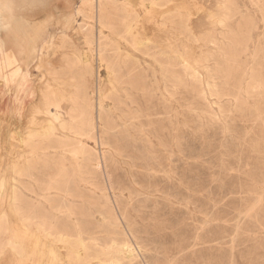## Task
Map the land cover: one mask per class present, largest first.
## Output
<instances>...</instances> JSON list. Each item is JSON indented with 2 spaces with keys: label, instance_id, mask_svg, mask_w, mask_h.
I'll return each mask as SVG.
<instances>
[{
  "label": "rangeland",
  "instance_id": "1",
  "mask_svg": "<svg viewBox=\"0 0 264 264\" xmlns=\"http://www.w3.org/2000/svg\"><path fill=\"white\" fill-rule=\"evenodd\" d=\"M158 1L161 8L136 2V37L152 41L162 55L160 62L141 57L147 75L134 84L140 91L132 92L144 109L145 90L158 115L137 118L142 114L130 108L126 91L133 86L115 84L93 138H76L83 153L66 152L69 194L50 195L51 203L43 200L42 189L60 174L63 161L43 155L58 151L48 136L44 65L50 60L60 68L54 95L66 120L84 109L83 101L97 112L101 92L110 90L109 72L79 26L81 0H0V241L14 238L25 250L16 261L5 257L0 264H62L65 249L48 235L54 216L58 227L92 233L99 246L113 237L127 242L132 264H264V0H236L244 17L230 23L233 44L210 61L212 27L205 18L213 0ZM187 10L191 22L182 21ZM89 16L95 32L117 39L122 31L121 15L104 19L114 31L98 23L97 13ZM182 58L196 68L197 78L186 72ZM85 66H92L93 75H84ZM122 71L128 80V66ZM77 96L82 108L74 106ZM108 122L113 128H104ZM30 159L36 160L26 163ZM22 168L26 172L17 173ZM14 192L22 195L21 203L13 202Z\"/></svg>",
  "mask_w": 264,
  "mask_h": 264
},
{
  "label": "bare ground",
  "instance_id": "2",
  "mask_svg": "<svg viewBox=\"0 0 264 264\" xmlns=\"http://www.w3.org/2000/svg\"><path fill=\"white\" fill-rule=\"evenodd\" d=\"M137 1H139L140 3H144L145 1H150L151 4L153 5V7L156 6V5L158 6V3H157L158 0H81V4L76 9L77 10V13L80 16H83V21H82V23H80L79 26L81 27L82 31L85 34L86 42L90 46H93V44L96 43V46H97L96 47L97 58H98V60L101 63L106 62V66L105 67H106V69L109 72L110 90L107 93H102L101 92V94H100V98H101L100 100L101 101L98 102V106L96 104V106H97V112H94V110H92L93 109V106H92V104H90L88 102L89 100H87V101H83L84 104H85L84 109L79 110L78 111L79 113H78L77 112L78 109L76 108L77 110H75V112L73 111L75 113L74 116L71 117L70 114H69V118H67V120L64 119L62 117V115L59 114V112H58L59 111L58 110V104H59L60 98L58 96H55L54 95L55 93H57V91L55 89V85H53L54 83H58V79L60 78V74H61L60 68H58L55 65V63H53L50 60H49L48 63H45V65H44V68L46 69L47 74L49 76V79L45 82V87H44V90H45V101H46V107H47L46 113L49 116V121L47 122L48 128H49V130H48V136L50 138H52L54 140V142L58 143V146L57 147H52L53 150H58V151H55V152H48L47 151L43 155L44 156H52L53 155V156H56L57 157V160L58 161H63V163L61 162L62 163V165H61L62 166V169H61V171H59L60 174H56L57 176L54 175V178H52V181L47 186H45L42 189L43 192H44L43 195L45 197V198H43V200H45V201H48V202H51L52 203L53 200L51 201L52 198H51L50 195H53V196L54 195H62L63 193L64 194H69V191H70V188H71V187L69 188V185H71V182L70 181L72 179H70V176H69L70 174H68V172H67V165H66V163H64V161L66 159V157H65L66 152L67 153L70 152V154L72 153L74 156L83 153V151L85 149L83 146L82 147H76V145H78L80 143V141L77 140L78 139L77 136H81V137L86 136V137L93 138V136H94V130H95L96 124H97L96 123L97 118L99 119V121H104L105 120V115H104V108L105 107H104L103 101L105 100V98H107L108 94L113 93V92H117V90L115 89V84H122V83H126L127 82L129 85L131 84L133 86V88L130 87V90H126V91H128V92L131 93V97H129V99H130V102H129L130 108L133 109V106L135 105L136 106V109H137L136 111L137 112H140L142 114L141 116H139L137 118H141V117H147V118H152L153 117V118H155L158 115V113L154 109L155 108V105H152L150 103V101L146 99L145 94H144L145 90H144V92H143V90H141L142 100H145V102H146V107L144 109L141 108V104H140L139 100L137 99L138 96L136 97V95H138V94L135 95V94L132 93V92H134L133 89L134 90L136 89L137 91H140L139 89H137L136 87H134V84H135L136 81L142 82V79L145 78L146 75H147L146 74V69L144 68V65H143V63L141 61V59H142L141 57H143V59H144V56H148L150 58H153L156 62H158V61L160 62V57L162 55L161 50L157 46H155L152 43V41H149V40H139L136 37L135 28H136L137 22L139 21L138 19L140 18V16L138 15V11L136 10V4H137L136 2ZM179 1H181V0H179ZM182 1L184 2V4H187L189 0H182ZM213 5H214L213 8H209L208 9L209 10V13H208L207 17L205 18L207 21L209 20V23H210V25L212 27V29L210 31V35L207 36L208 43L210 45H213V47L210 49V52H212V55H211L210 59H208V61H210L211 59L217 60L218 56H216V55L217 54H219V55L221 54V51L224 49V46L226 47V45H227L228 42L231 43V44H233V40L230 39V38H232V35H234V30L230 26V23L233 22L236 19L237 16L238 17L240 16V19H243V17H244L243 12L240 10V8H239L236 0H213ZM159 7L161 8L162 6H158V8ZM172 11L173 12L180 13V10H177V9H174ZM94 13H97L99 15V17H98V23H101L103 27L110 28L112 30L115 27L114 24L113 23H107V21H105L104 19L106 17H108L109 14L121 15V19H120L119 25L122 26V31L117 34V39H112L111 36H109L110 38L109 37H106V35H104V33L99 32V31L98 32H95V25L91 22V20L94 19V17L93 16H91V17L89 16V14L90 15H94ZM191 14L192 13L187 10L186 14L184 15L185 16V19H183L182 21H189V22H191V20H192L191 19ZM171 19L172 18H169L168 20H171ZM238 25H239L238 27L240 28L241 23L239 22ZM218 27H220V28H218ZM224 31L227 33L226 36L223 35ZM95 37H96V39H95ZM245 47L246 48H245L244 52L247 51V49H248L247 46H245ZM108 48H110V49H108ZM213 53H215V54L217 53V54L215 55ZM11 55L13 56V58H14V60L16 62L15 56L13 54H11ZM69 58L70 57H66V62L69 61ZM75 58L79 62L80 61L82 62L84 60L82 57H75ZM181 60L183 62V66L187 69L186 72L189 73V75L191 74L193 77L197 78L198 77V73H197L196 68L192 64H190L188 62V59L187 58H182ZM168 62H169V60H168ZM247 63H248V60L246 59L244 61V63H243V67H245L247 65ZM165 65H166V62L164 61V67H165ZM123 66H128V68H129V72H128V75L129 76L127 77L128 80H125L124 79L125 74L122 71V67ZM9 67H10V72L12 74V69H13L12 67H14V65L11 64ZM206 68L208 69V66H206ZM83 73H84V75H93V68H92V66H85L84 67V70H83ZM172 79H173V77H172ZM125 96H126V94H125ZM72 103H73V101H72ZM74 103H75L74 106L78 105L79 108H80V106L82 104L80 103L79 96H77L76 99L74 98ZM91 103H92V101H91ZM83 106H81V108ZM76 112L78 113L77 115H76ZM128 114H132V112L131 111H128ZM74 121L77 122L76 125H74V123H75ZM122 122H123V120H122ZM151 122H155V119H152ZM112 123H109V122L106 123L107 126H105L104 128H113V124ZM140 124L143 125L144 124V121L141 120L140 121ZM57 126H59L61 128L60 129L61 132H60L59 135L56 134ZM65 130H68L69 133H71L72 135H74L73 136L74 137V140H72L73 144H67L66 139H68V138L71 139L73 137H71L70 135H68L67 133H65ZM70 146H72L73 148L70 149L69 148ZM33 156L36 157V159H38V158L41 157L40 154H33ZM36 159H30V160L26 161V163L27 162L32 163ZM100 159H102L101 156H100ZM102 162H103V160H102ZM145 164H146V162H145ZM149 165H151V163ZM147 167H148V165H147ZM24 169L25 168L17 169V173L23 174L24 172H26ZM73 183H74V179H73ZM75 191H77V190H75ZM128 191H129V189H128ZM78 193H80V192H78ZM70 195L72 197V194H70ZM49 196H50V199H49ZM35 197H36V195H35ZM75 197H72V198H75ZM28 198L29 197H27V199ZM21 199H22V195L19 192H17V193L14 192L13 193V195H12L13 202L20 201ZM84 200H85V198H84ZM87 200L89 201V199H87ZM64 201H65V199H64ZM58 202H60V201H58ZM110 202H112V201H110ZM20 203H21V201H20ZM55 203H57V201ZM113 203H114V209H115V207H116L115 205L116 204H115V202H113ZM93 204H94V202H93ZM49 206H50V203H49ZM85 206H82V207H85ZM104 207L106 208L105 205H104ZM50 208H51V206H50ZM75 208H77V207H75ZM56 209L57 208L54 209L55 212H56ZM71 209H73V208H71ZM66 210H68V209H66ZM73 210L75 211V209H73ZM58 211H61V207H58ZM82 211H85V210L82 209ZM23 212H24V210H23ZM37 212H38V209H37ZM46 212H47V210H46ZM85 213L86 212H83V216L85 215ZM32 214H33V212H32ZM75 214H77V213H75ZM80 214H82V213L79 212V215ZM77 215H75V217ZM32 216L35 217V215H32ZM52 216H54V215L52 214ZM24 217L26 218V216H24ZM54 217L56 219L59 218L57 216H54ZM35 218H37V217H35ZM55 218H53L54 220H52L50 222V224L48 223L49 224V230H50V232H49L48 235L50 237L57 238L58 241L63 245V248L65 249V252H63L65 255H64V260H63L62 264H132L133 255L131 254V252L129 250L130 247L128 246L127 242H124L123 244H121V243H119L118 240H116L113 237L111 239V241H112L111 243H108V244H106L105 246L102 247V246H99L98 244H96L97 238L94 237L92 233H85L84 231H78V232L69 231L66 226L64 228L58 227L59 224H57L58 222L56 221ZM46 219H48V218L46 217ZM46 219H44V220H46ZM27 220H30L31 221V220H33V217H32V219L29 217V219H27ZM35 220H38V219H35ZM35 220L33 221L34 223H35ZM75 221H77V220H75ZM0 222H1V220H0ZM41 224L39 223V226ZM46 224L47 223H45V224L43 223V225H46ZM46 227H48V226H46ZM77 227H78V225H77ZM39 228L42 229V227H39ZM80 228H81V226H80ZM55 229L58 230V232H61L63 235L62 236H55V233H56L55 232ZM42 230L46 232L47 228L46 229H42ZM47 232H48V230H47ZM113 234L114 235H119L115 231L113 232ZM1 235H2V229L0 227V240H1ZM134 244L132 242V245H134ZM32 245H33V242H32ZM39 248H40V246H39ZM55 248H56V246H55ZM192 248L194 249V247H192ZM24 252H25V250L23 249L22 245L18 241H16L14 238L12 240L6 242L5 244L0 241V259H3L5 257H7L11 261L12 260L13 261H16L15 256L16 255L23 254ZM52 254H53V252H52ZM183 255H185V254H183ZM49 259L51 260V258H49ZM175 260H177V258Z\"/></svg>",
  "mask_w": 264,
  "mask_h": 264
}]
</instances>
